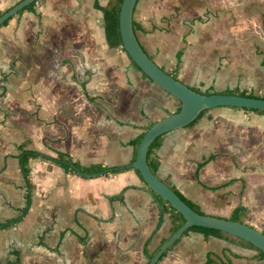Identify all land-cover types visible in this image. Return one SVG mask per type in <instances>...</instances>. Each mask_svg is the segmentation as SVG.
<instances>
[{"label": "crops", "instance_id": "0c3cea01", "mask_svg": "<svg viewBox=\"0 0 264 264\" xmlns=\"http://www.w3.org/2000/svg\"><path fill=\"white\" fill-rule=\"evenodd\" d=\"M18 1L0 0V13ZM95 1L39 0L0 26V223L10 224L0 229V264H145L171 235L169 213L159 224L160 207L134 169L83 177L31 157L29 184L20 165L24 142L85 165L128 164L132 140L178 108L121 47L109 46ZM133 20L166 71L184 48L177 74L187 85L264 95V0H138ZM234 109H209L163 134L152 151L161 179L226 218L240 204L251 209L252 174L236 168L234 136L238 121L259 114ZM211 244L218 248L203 251ZM209 252L214 264H251L257 254L190 230L159 264H207Z\"/></svg>", "mask_w": 264, "mask_h": 264}, {"label": "water", "instance_id": "95a60500", "mask_svg": "<svg viewBox=\"0 0 264 264\" xmlns=\"http://www.w3.org/2000/svg\"><path fill=\"white\" fill-rule=\"evenodd\" d=\"M34 1L36 0H20L0 14V26ZM136 3L137 0H122L121 3L119 29L122 46L130 58L153 82L181 102V108L178 111L169 113L147 128L138 145L136 158L129 165L140 172L150 190L168 201L185 218V222L162 243L152 257L146 256L148 264H156L164 252L192 226H202L225 231L245 239L264 252L263 230L248 223L222 216L200 213L194 210L157 173L153 172L148 163V152L156 138L171 130L188 126L203 110L229 106L264 111V97L240 95L237 93H202L194 90L179 78H175L152 59L140 43L133 26V13ZM95 175L87 174L90 177Z\"/></svg>", "mask_w": 264, "mask_h": 264}, {"label": "trees", "instance_id": "16d2710c", "mask_svg": "<svg viewBox=\"0 0 264 264\" xmlns=\"http://www.w3.org/2000/svg\"><path fill=\"white\" fill-rule=\"evenodd\" d=\"M37 1H39V0H36L33 3H31L30 5L26 6L20 12H22L23 10H25L27 8L33 7ZM121 3H122V0H109L107 2V4L102 5V4L99 3L98 0H96L95 1V6L98 9L102 10L103 13H104L105 32H106V37H107V41H108L109 46L110 47H121L125 51L124 47L122 46V39H121V34H120V29H119V13H120ZM2 13L3 12H1L0 14H2ZM7 21H5L3 24L7 23ZM133 26H134V30L136 32L137 29H138V25L135 23L134 20H133ZM183 52H184V48H181V49L178 50V52L176 54V56H177V64H176L175 70L172 71V72H169L175 78H178L177 71H178V67L180 66V63H181V58H182ZM150 57L152 59H154V57L152 55H150ZM129 58H130V56H129ZM130 60H131L132 64L143 73V75L145 77L149 78L131 58H130ZM192 88L194 90H196L198 92H202V93H237V94H240V95L264 97V95H257L254 92L247 91V90H239V89H230L229 88V89H225V90H222V91H211V90H201L200 88H197V87H192ZM177 101H178L179 105H178V108H177L176 111H178L181 108L180 100L177 99ZM241 109L249 110V111H255V112L259 113V114H264V111L263 110H259V109H247V108H241ZM208 110L209 109L203 110L199 114V116L193 122H191L188 126H192V125L196 124L204 116V114ZM152 123L153 122H150L149 125L146 126L145 130ZM144 133H145V131L143 133H141L139 136H137L135 139L132 140V145L134 146V154H133V158H132L131 162H129L128 164L105 165V164H102V163H93V164H90V165H85V164H82L81 162H79L77 160H74L73 157L70 154H68L66 152H63V151H56L55 155H50V154L41 152V151H39L37 149L26 148L25 145L28 142H24V143H22V144H20L18 146V148L20 150L19 161H20V165H21L22 171H23V173H24V175H25V177H26V179H27L29 184H30V180H29V175H30L29 160H30L31 157H37V158H41L43 160L49 161L52 164H55V165H58V166L62 167L67 173H75V174H79V175H81L83 177H86L87 174H96V175H109L111 173L115 174V173L123 172V171H125L127 169H134V168L130 167L129 165L136 158L137 148H138V145H139L140 140L143 137ZM160 139H161V136H159L158 138H156L153 141V143L150 146L149 152H148V163H149L151 169L153 170V172H155V173H157L158 161H156L154 159V157H152V151L156 147L159 146ZM200 165H202V164H200ZM134 170L137 172V174L139 175L141 180L145 183V181L142 178L140 172L138 170H136V169H134ZM162 180L167 185H169L175 192H177L178 195L188 205H190L194 210H196V211H198L200 213H205L204 211H202L200 209V207L198 205H196L194 202H192L190 199H188L186 196H184L172 184V182L169 179H162ZM218 187H212V189H217ZM150 192L152 193L154 199L156 200V202L158 203V205L160 207L159 224L162 222V218H163L164 213H169L171 221H172V232H171V234H172L173 232H175L185 222L184 216L180 212H178L173 206H171L168 201L163 199L159 194H157L156 192H154L152 190H150ZM122 196H123V194H119V195L115 196V198H122ZM27 197L30 199V192L28 193ZM247 214H248V208L246 206L240 204V205H238L237 207H235L233 209L231 215L228 218L232 219V220H235V221H241V222H244V223H248L246 221ZM7 226H10V224L8 222L0 223V229L1 228H5ZM190 230H196V231L202 232L206 237L215 236V237H218V238L225 239V240H227V241H229V242H231L233 244H236V245H239V246H242V247H247V248L254 249V250L257 251V254H256L255 257L258 258V259H264V252L261 251L256 246H254L252 243L246 241L243 238H240V237H238L236 235L227 233V232L222 231V230L214 229V228H208V227H202V226H192V227L188 228L183 233V235L166 252H164V254L161 256V258L159 259V261L156 264H159V262L167 255V253L170 250H172L174 248V246L181 240V238L184 235H186ZM167 239L168 238H164L161 241V243L159 244V246L156 248V250L153 251V252L148 253V256L152 257L157 252V250L162 245V243H164ZM211 256H212V253L209 252L208 253V259H207V264H214L213 263V258ZM15 264H18V263H15ZM145 264H148V261Z\"/></svg>", "mask_w": 264, "mask_h": 264}, {"label": "rangeland", "instance_id": "374dc122", "mask_svg": "<svg viewBox=\"0 0 264 264\" xmlns=\"http://www.w3.org/2000/svg\"><path fill=\"white\" fill-rule=\"evenodd\" d=\"M173 32H177L178 37L180 38L181 30H174ZM235 47L236 49L243 48V50H251L257 53L261 50V46L259 44H251L249 46L236 44ZM169 53L170 51L167 52V54ZM253 55L255 54L253 53ZM247 91H249V89ZM255 94L261 95L258 94V92H255ZM233 108H235L234 110H239L238 107ZM238 122H241L242 126L238 125V127L236 128V135L234 136L236 152L234 163L237 169L242 170L243 166L246 167V170L250 169L253 180L251 198L252 205L246 216V221L249 224L257 227L258 229L264 230V114H253L250 121L246 119L244 120V122ZM239 127H241V130ZM2 175L3 174H1V176ZM42 195L45 198H50L51 189L45 191ZM206 209L210 210V208ZM215 211L221 212L220 209H215ZM207 247L212 249L218 248V246H216L215 244H211L210 246H205L203 248V251H206V249H208ZM254 259H256V263H258L259 260H262L253 257V261H251V264H256Z\"/></svg>", "mask_w": 264, "mask_h": 264}, {"label": "built area", "instance_id": "2783aa9c", "mask_svg": "<svg viewBox=\"0 0 264 264\" xmlns=\"http://www.w3.org/2000/svg\"><path fill=\"white\" fill-rule=\"evenodd\" d=\"M39 2L37 1L36 4H38Z\"/></svg>", "mask_w": 264, "mask_h": 264}]
</instances>
